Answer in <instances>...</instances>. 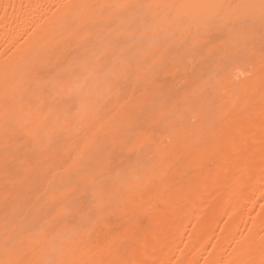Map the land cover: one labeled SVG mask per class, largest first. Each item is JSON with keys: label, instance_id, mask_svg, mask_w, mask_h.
<instances>
[{"label": "bare ground", "instance_id": "obj_1", "mask_svg": "<svg viewBox=\"0 0 264 264\" xmlns=\"http://www.w3.org/2000/svg\"><path fill=\"white\" fill-rule=\"evenodd\" d=\"M0 264H264V0H0Z\"/></svg>", "mask_w": 264, "mask_h": 264}]
</instances>
